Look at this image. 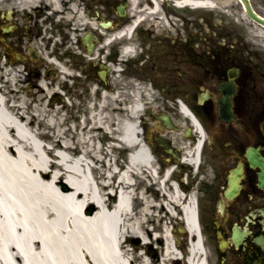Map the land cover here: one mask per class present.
<instances>
[{
	"label": "flooded vegetation",
	"instance_id": "1",
	"mask_svg": "<svg viewBox=\"0 0 264 264\" xmlns=\"http://www.w3.org/2000/svg\"><path fill=\"white\" fill-rule=\"evenodd\" d=\"M132 5L0 0L1 56L34 79L47 74L57 100L59 91L84 107L102 93L138 99L139 138L153 159L174 165L170 181L193 209L205 263L264 264V89L242 59L244 42L211 34L206 9H189L164 34L138 24L144 14L133 24L141 8ZM163 8L178 17L174 5ZM130 25L147 39L128 57L112 36ZM178 234L182 250L191 236Z\"/></svg>",
	"mask_w": 264,
	"mask_h": 264
},
{
	"label": "bare ground",
	"instance_id": "2",
	"mask_svg": "<svg viewBox=\"0 0 264 264\" xmlns=\"http://www.w3.org/2000/svg\"><path fill=\"white\" fill-rule=\"evenodd\" d=\"M143 1L132 23L137 14H153L159 23L161 1ZM182 3L216 6L211 0ZM131 29H120L112 39L124 38ZM132 52L123 46L122 56ZM45 86L40 80V87ZM46 97L27 113L22 96L14 103L0 91V264H173L179 254L175 246H180L167 220L174 217L173 210L182 212L191 235L186 263L204 264L193 209L182 204L181 193L169 181L175 172L162 162L155 176L156 162L139 138V100L119 110L117 95L102 93L85 106L98 110L88 124L82 117L69 125L60 107H40ZM41 135L55 139L58 148ZM105 136L113 142L107 144ZM116 143L132 150L125 165L112 155ZM59 180L65 185L58 186Z\"/></svg>",
	"mask_w": 264,
	"mask_h": 264
},
{
	"label": "rangeland",
	"instance_id": "3",
	"mask_svg": "<svg viewBox=\"0 0 264 264\" xmlns=\"http://www.w3.org/2000/svg\"><path fill=\"white\" fill-rule=\"evenodd\" d=\"M214 1L216 3V6L209 8L210 10L207 11L208 13L206 11L204 12L208 14L206 23L208 24L209 22V25H211L208 30L213 35L215 32H221V36H219V38L221 39L229 38L233 40V42H236L237 39H239L244 42L243 47L240 48L242 59L247 63L248 70L253 67V69L250 70V73L253 74L254 80L256 79V81L258 82L259 88L264 89V28L243 14L242 8L240 7L237 0ZM251 3L255 10L258 11L262 16H264V0H251ZM195 14H197V12H195ZM171 18L168 19L167 22L163 20V28H170L172 24L174 27L183 26L179 23L180 21H178L177 18L173 16ZM145 40V37L142 38V41ZM41 80H43L46 84L44 88L37 86V81L32 79L29 75L26 76L24 73H22V71L20 70V65H16L14 67L6 65V63L2 60L0 50V91L10 96V99L14 103L18 102L19 98L22 96V98L25 99L26 112H31L33 107H36L39 102H42L39 98L45 95L47 97L40 105V107H43L42 109L49 108L51 111H55L57 108H59L57 107V103L53 101V96H51L52 88L49 85V80L46 78H41ZM118 104H120L119 101ZM79 105L80 102L74 101V104L69 105V108H66V110L60 107L63 116L67 118V120H69V125L74 123L70 119L71 116L75 115L76 113L80 115L83 112L84 107L82 105ZM112 113L114 112H110V114ZM66 123L67 122H65L63 125H66ZM31 124H33L34 129L37 130V123L33 121ZM44 126H41V129H44ZM79 128L78 126H76L75 131H78ZM47 129L52 132L50 128ZM42 136L43 135H41L40 138L42 141H50L51 143L56 144L55 139L53 141V139H51L50 137L48 138L46 136ZM104 141L107 144L112 142L107 139H105ZM55 148H57V144ZM115 154L116 153H112L113 156ZM118 156L121 160H123V157L121 158L120 155ZM61 184L62 181L59 180L57 185L62 187ZM177 216H180V213H178ZM168 222V224L171 225L170 223L172 221L170 220ZM145 225H148V228L153 227L154 229V225H152V223L150 222H145ZM181 225L182 224H179L178 226ZM171 227L172 226H170V228ZM135 244L137 243L132 241L131 247L135 248ZM153 245L156 247V255H160L159 244H157V242H154ZM140 250L145 251L144 249Z\"/></svg>",
	"mask_w": 264,
	"mask_h": 264
},
{
	"label": "water",
	"instance_id": "4",
	"mask_svg": "<svg viewBox=\"0 0 264 264\" xmlns=\"http://www.w3.org/2000/svg\"><path fill=\"white\" fill-rule=\"evenodd\" d=\"M241 2L243 4V7H245V12L248 14V16L264 25V18L255 13L253 7H251L249 0H241Z\"/></svg>",
	"mask_w": 264,
	"mask_h": 264
}]
</instances>
